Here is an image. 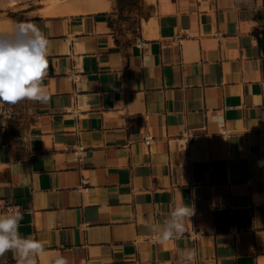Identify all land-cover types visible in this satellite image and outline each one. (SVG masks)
<instances>
[{
	"label": "crops",
	"instance_id": "1",
	"mask_svg": "<svg viewBox=\"0 0 264 264\" xmlns=\"http://www.w3.org/2000/svg\"><path fill=\"white\" fill-rule=\"evenodd\" d=\"M43 1L0 9V32L49 41V102L0 103V214L23 213L37 264H264V0ZM182 203L183 237L158 241Z\"/></svg>",
	"mask_w": 264,
	"mask_h": 264
},
{
	"label": "clouds",
	"instance_id": "2",
	"mask_svg": "<svg viewBox=\"0 0 264 264\" xmlns=\"http://www.w3.org/2000/svg\"><path fill=\"white\" fill-rule=\"evenodd\" d=\"M48 47L49 41L30 23L21 22L11 32H0V103L49 102L43 83L49 68ZM194 214V205L182 203L160 225L150 226V231L160 242L179 240L185 233L186 221L190 222ZM22 219L23 213L18 208L0 214V259H4V264L9 252L13 253L16 264H37L36 258L44 251L41 241L20 234ZM195 256L194 249L181 252V257L187 260H194ZM54 264L68 262L58 257Z\"/></svg>",
	"mask_w": 264,
	"mask_h": 264
},
{
	"label": "bare ground",
	"instance_id": "3",
	"mask_svg": "<svg viewBox=\"0 0 264 264\" xmlns=\"http://www.w3.org/2000/svg\"><path fill=\"white\" fill-rule=\"evenodd\" d=\"M22 1L0 0V9H15ZM110 4L108 0H44L42 13L46 16L86 15L107 11Z\"/></svg>",
	"mask_w": 264,
	"mask_h": 264
},
{
	"label": "built area",
	"instance_id": "4",
	"mask_svg": "<svg viewBox=\"0 0 264 264\" xmlns=\"http://www.w3.org/2000/svg\"><path fill=\"white\" fill-rule=\"evenodd\" d=\"M261 132H264V127L261 129ZM143 142L145 145L150 148L154 142V137L152 135H145L143 137ZM86 149L82 145H77L74 150L73 154L77 156V158L80 160L82 155L85 153ZM8 209H14V207L9 206Z\"/></svg>",
	"mask_w": 264,
	"mask_h": 264
},
{
	"label": "rangeland",
	"instance_id": "5",
	"mask_svg": "<svg viewBox=\"0 0 264 264\" xmlns=\"http://www.w3.org/2000/svg\"><path fill=\"white\" fill-rule=\"evenodd\" d=\"M7 1V0H6ZM31 1H35V2H37V1H39V0H23L22 2H23V4H27V3H30ZM21 2V3H22ZM6 9H8V8H6Z\"/></svg>",
	"mask_w": 264,
	"mask_h": 264
}]
</instances>
